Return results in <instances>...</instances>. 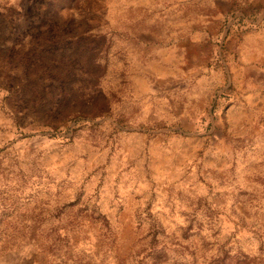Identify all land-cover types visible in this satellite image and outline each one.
Masks as SVG:
<instances>
[{
  "label": "rangeland",
  "instance_id": "rangeland-1",
  "mask_svg": "<svg viewBox=\"0 0 264 264\" xmlns=\"http://www.w3.org/2000/svg\"><path fill=\"white\" fill-rule=\"evenodd\" d=\"M0 264H264V0H0Z\"/></svg>",
  "mask_w": 264,
  "mask_h": 264
}]
</instances>
